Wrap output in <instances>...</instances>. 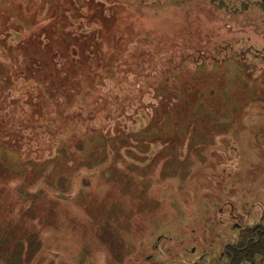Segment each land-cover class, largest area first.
Returning a JSON list of instances; mask_svg holds the SVG:
<instances>
[{
	"label": "rangeland",
	"instance_id": "rangeland-1",
	"mask_svg": "<svg viewBox=\"0 0 264 264\" xmlns=\"http://www.w3.org/2000/svg\"><path fill=\"white\" fill-rule=\"evenodd\" d=\"M262 219L264 0H0V264H227Z\"/></svg>",
	"mask_w": 264,
	"mask_h": 264
},
{
	"label": "flooded vegetation",
	"instance_id": "flooded-vegetation-1",
	"mask_svg": "<svg viewBox=\"0 0 264 264\" xmlns=\"http://www.w3.org/2000/svg\"><path fill=\"white\" fill-rule=\"evenodd\" d=\"M262 216V215H261ZM238 230H240L239 227ZM244 236V237H243ZM243 243L229 244L225 249L228 256L227 264H264V219L261 224H255L249 229H242ZM160 237L158 241H160ZM259 257V263L256 259ZM199 264V263H197Z\"/></svg>",
	"mask_w": 264,
	"mask_h": 264
}]
</instances>
